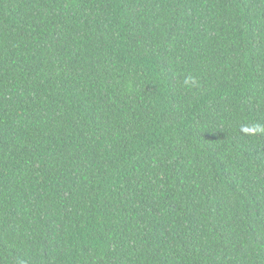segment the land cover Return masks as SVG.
I'll use <instances>...</instances> for the list:
<instances>
[{
    "label": "trees",
    "instance_id": "1",
    "mask_svg": "<svg viewBox=\"0 0 264 264\" xmlns=\"http://www.w3.org/2000/svg\"><path fill=\"white\" fill-rule=\"evenodd\" d=\"M0 264H264V0H0Z\"/></svg>",
    "mask_w": 264,
    "mask_h": 264
}]
</instances>
